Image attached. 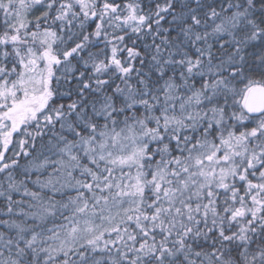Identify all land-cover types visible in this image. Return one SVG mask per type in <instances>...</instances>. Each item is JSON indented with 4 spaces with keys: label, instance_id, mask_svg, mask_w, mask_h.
Returning a JSON list of instances; mask_svg holds the SVG:
<instances>
[{
    "label": "snow or ice",
    "instance_id": "6c2138e0",
    "mask_svg": "<svg viewBox=\"0 0 264 264\" xmlns=\"http://www.w3.org/2000/svg\"><path fill=\"white\" fill-rule=\"evenodd\" d=\"M0 264H264V0H0Z\"/></svg>",
    "mask_w": 264,
    "mask_h": 264
}]
</instances>
